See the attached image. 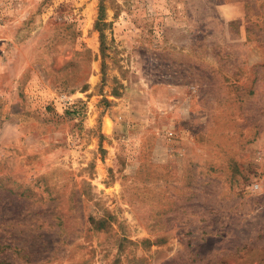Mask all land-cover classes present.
I'll list each match as a JSON object with an SVG mask.
<instances>
[{
	"label": "rangeland",
	"instance_id": "1",
	"mask_svg": "<svg viewBox=\"0 0 264 264\" xmlns=\"http://www.w3.org/2000/svg\"><path fill=\"white\" fill-rule=\"evenodd\" d=\"M1 260L264 264V0H0Z\"/></svg>",
	"mask_w": 264,
	"mask_h": 264
},
{
	"label": "crops",
	"instance_id": "2",
	"mask_svg": "<svg viewBox=\"0 0 264 264\" xmlns=\"http://www.w3.org/2000/svg\"><path fill=\"white\" fill-rule=\"evenodd\" d=\"M235 6V7H234ZM225 9H223L225 11L226 16L228 17H233V16H237L240 15L242 13V7H240V5H225L224 6Z\"/></svg>",
	"mask_w": 264,
	"mask_h": 264
},
{
	"label": "trees",
	"instance_id": "3",
	"mask_svg": "<svg viewBox=\"0 0 264 264\" xmlns=\"http://www.w3.org/2000/svg\"><path fill=\"white\" fill-rule=\"evenodd\" d=\"M0 264H12V263L9 262V261L1 260V261H0Z\"/></svg>",
	"mask_w": 264,
	"mask_h": 264
}]
</instances>
